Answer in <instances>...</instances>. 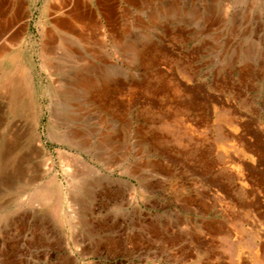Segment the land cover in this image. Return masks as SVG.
Instances as JSON below:
<instances>
[{
  "label": "rangeland",
  "instance_id": "1",
  "mask_svg": "<svg viewBox=\"0 0 264 264\" xmlns=\"http://www.w3.org/2000/svg\"><path fill=\"white\" fill-rule=\"evenodd\" d=\"M47 1H9L1 20L13 28L0 47L20 46L34 78L42 154L23 165L17 212L0 214L13 218L0 225V264H193L183 262L193 260V160L198 170L214 163L229 132L232 161L252 157L243 130L264 142V0H113L116 48L102 0H68L62 10ZM79 2L93 12L115 70L78 124L94 129L95 142L111 123L114 143L101 151L59 142L58 100L50 106L42 66V41L66 35L56 22L73 20ZM71 160L91 177L74 179Z\"/></svg>",
  "mask_w": 264,
  "mask_h": 264
},
{
  "label": "bare ground",
  "instance_id": "2",
  "mask_svg": "<svg viewBox=\"0 0 264 264\" xmlns=\"http://www.w3.org/2000/svg\"><path fill=\"white\" fill-rule=\"evenodd\" d=\"M9 1L10 3L11 1L18 2V0H0V42L5 40L6 35L13 28L9 22L1 21L6 15L5 6ZM67 1L48 0L45 5L62 10ZM137 1L141 0H130L132 4H137ZM149 2V0H142V4L145 6L149 5ZM20 5L22 6V2ZM99 7L102 18L110 28L108 30L111 34L113 33L108 38L109 43L113 47H119L121 43L118 39L120 38L115 36L117 32L114 27L113 0H102ZM45 9L46 7L43 10V15L47 13ZM152 13L154 14V12ZM69 15L73 20H56V23L66 35L73 36L76 42L66 35L59 36L57 34L51 36L47 41L43 40L41 47L42 66L51 78L48 89L50 106L56 99L60 109V113L56 116L58 120L54 122L53 128L62 130L61 133L57 131V134L59 142L64 145L82 151L91 144L96 150L101 151L114 143L111 123L109 122L108 127L106 126L105 135L98 140L95 139V142H92L94 129L80 128L78 124L82 123L80 113L83 106L90 104L91 93L101 85L109 87L113 83L115 70L108 64L109 53L103 52L106 42L104 43L102 40L101 34L100 37L98 36L94 14L86 3H77V7ZM13 17L16 18V16ZM82 44L83 47H81ZM6 47H0V214L9 208L14 209L13 213L17 212L20 207L19 182L25 173L23 165L30 163L35 156L42 154V150L37 144L40 140L36 134L40 125V114L37 108V93L32 72L23 62L20 46L11 49ZM95 61L104 64L106 68H99ZM53 76L57 77V80ZM89 171L87 166L78 160L72 161L70 174L74 179L90 178ZM76 188L82 191L83 186ZM43 189L46 190L47 187H43ZM81 205L84 206V204ZM12 220L13 218L3 220L0 217V225L10 223Z\"/></svg>",
  "mask_w": 264,
  "mask_h": 264
},
{
  "label": "crops",
  "instance_id": "3",
  "mask_svg": "<svg viewBox=\"0 0 264 264\" xmlns=\"http://www.w3.org/2000/svg\"><path fill=\"white\" fill-rule=\"evenodd\" d=\"M243 133L251 158L226 157L236 135L229 132L216 142L214 163L198 170L193 160V260L184 263L264 264V142Z\"/></svg>",
  "mask_w": 264,
  "mask_h": 264
}]
</instances>
